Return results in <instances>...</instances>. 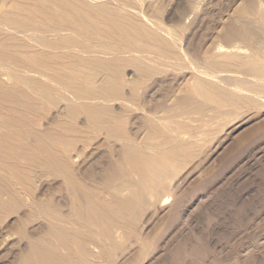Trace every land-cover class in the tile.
Listing matches in <instances>:
<instances>
[{
	"label": "bare ground",
	"instance_id": "obj_1",
	"mask_svg": "<svg viewBox=\"0 0 264 264\" xmlns=\"http://www.w3.org/2000/svg\"><path fill=\"white\" fill-rule=\"evenodd\" d=\"M155 1L0 0L1 259L17 245L1 264H130L118 256L147 252V223L198 155L199 134L263 106L264 0L253 20L195 49L176 37L194 5L166 27ZM167 79L185 81L179 103H168L172 87L156 97ZM101 147L110 163L99 165Z\"/></svg>",
	"mask_w": 264,
	"mask_h": 264
},
{
	"label": "rangeland",
	"instance_id": "obj_2",
	"mask_svg": "<svg viewBox=\"0 0 264 264\" xmlns=\"http://www.w3.org/2000/svg\"><path fill=\"white\" fill-rule=\"evenodd\" d=\"M157 1L159 2L157 19L166 27L175 26L173 19H177L179 11L191 4L194 5L193 12L190 13L191 19L187 18L185 23L189 24V27L179 32L183 37L176 36L180 42L186 40L188 47L194 49L211 37L216 30L226 32L237 27L239 21L253 20L255 10L262 3L261 0ZM239 7L244 9L245 13L239 15L237 11ZM154 9L155 7L152 10ZM152 12L147 16L150 21L156 17L155 12ZM141 18L143 21L147 20L143 16ZM9 34L10 32L5 31L4 37ZM0 37H3L2 34ZM227 74L238 76L236 73ZM241 77L253 80L250 77ZM177 82L172 79L161 82L160 86L155 88L156 97L162 95L168 87H172L175 91L168 103H179L181 100L177 98L183 100L186 97V93L179 90L185 81ZM220 82L223 85L224 81ZM230 83L224 84L232 91H238L234 86H230ZM256 97L263 101L260 108L244 109L227 118L219 127L217 126L218 131L209 136L199 134V141L204 143L201 144L202 148L198 155L189 160L190 162L187 161V165L185 163L179 168L170 180L171 182L179 180L170 202L147 223L149 239H153L152 243L146 245L145 251L148 253L144 252L145 254L135 259L134 250L125 251L118 256V261L125 260L127 263L129 261L130 264H264V99ZM181 105L185 104L182 102ZM51 110L48 111V116L55 112V109L53 112ZM162 113L163 111L159 112ZM180 120L188 121L187 124L192 127L196 124L184 118ZM215 126L208 125L209 128ZM145 132L143 130L140 137L144 136ZM170 134L175 137L180 135L178 139L187 137L183 132L171 131ZM105 148L103 150L107 151ZM210 148L214 151L212 152ZM102 151L100 152V149L98 151L102 153V158H99L102 160L98 163L101 161L110 163L109 152ZM102 162L99 165L103 164ZM185 173L187 177L181 182L180 178ZM130 178L133 179L131 176ZM122 180L116 179L113 183ZM45 182L44 186L52 181ZM57 195L67 197L65 191ZM146 215L148 216V213L142 217V221ZM9 218L13 220L15 216ZM33 226L37 224L33 223ZM15 238V235L10 237L11 240ZM127 244L125 247L130 245ZM16 246L9 254L11 257L3 259L0 257V260L3 262L9 258L13 260ZM130 246L132 249L136 248V244ZM98 260H101V263L106 260L104 262L107 264L104 257Z\"/></svg>",
	"mask_w": 264,
	"mask_h": 264
}]
</instances>
